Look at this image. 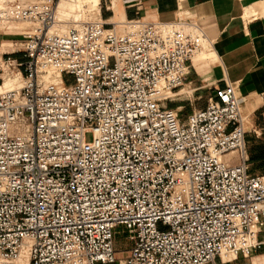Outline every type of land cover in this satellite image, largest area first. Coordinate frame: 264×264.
I'll list each match as a JSON object with an SVG mask.
<instances>
[{"label":"built area","instance_id":"obj_1","mask_svg":"<svg viewBox=\"0 0 264 264\" xmlns=\"http://www.w3.org/2000/svg\"><path fill=\"white\" fill-rule=\"evenodd\" d=\"M58 1L0 0L1 28L24 26L0 56L19 82L0 91V264H114L119 227L130 248L118 264L247 257L264 177L248 173L237 85L184 120L167 107L200 29L100 18L62 30Z\"/></svg>","mask_w":264,"mask_h":264},{"label":"crops","instance_id":"obj_2","mask_svg":"<svg viewBox=\"0 0 264 264\" xmlns=\"http://www.w3.org/2000/svg\"><path fill=\"white\" fill-rule=\"evenodd\" d=\"M104 19L116 14L125 21L140 19L148 22L181 19L195 24L221 66L205 69L192 61L198 79L189 75L186 85L200 80L209 95L224 81L237 85L243 108L251 109L245 120L251 121L256 137L246 141L249 169L252 176L264 177V0H99ZM112 4V8L110 6ZM171 21V22H173ZM211 53V54H212ZM210 71V73H209ZM190 72V74H191ZM241 105V106H242ZM248 122H245V130ZM247 134L249 131H247ZM246 134V138H247ZM248 144V146H247ZM259 245L247 257L235 259L216 257L211 264H264V229L257 235Z\"/></svg>","mask_w":264,"mask_h":264},{"label":"rangeland","instance_id":"obj_3","mask_svg":"<svg viewBox=\"0 0 264 264\" xmlns=\"http://www.w3.org/2000/svg\"><path fill=\"white\" fill-rule=\"evenodd\" d=\"M86 1H90V0H81V5L84 6L85 10H89L90 7H87L88 2ZM94 4L99 3V16H97L96 11L98 10L97 8L94 9L92 12H86L85 15L83 16L85 19L88 20H94V19H102V20H106L103 17V12L107 11L105 7H103V3L99 2V0H91ZM64 1L59 3L60 5H63ZM66 4V3H64ZM80 5V6H81ZM74 11V14H76V11ZM72 10H60V7L58 9V13L57 16L58 18H62L65 15H69V13H71ZM120 19V18H118ZM184 19V18H181ZM173 21V20H171ZM174 22V21H173ZM62 26V25H61ZM24 26L20 25V24H13L12 28L9 30H6L5 28H1L0 25V56L3 53H10L12 51H14L15 49H18L19 47V43L21 42V37L20 34H18L19 30H15V29H22ZM196 32V31H194ZM195 38H197L201 48L195 52V56L198 57V62L200 66L205 67V69H208V64H209V69H213L215 66H218L219 63L217 62V58H211V53L213 52V49L208 46L207 44L205 45H201L202 40L201 37L199 36L198 33H194ZM205 46V47H204ZM213 54V53H212ZM193 55V57H195ZM192 57V58H193ZM218 69L221 73V66H218ZM210 73V71H209ZM191 76L193 75V77L195 79H198V76H196V74H194V72H191L190 74ZM8 82L9 85H11V87H17V85L19 84L18 81H14L13 79V75H11L10 71L6 72V73H1L0 72V86L5 83ZM63 82L66 85L72 84V79L70 77L64 76L63 77ZM204 84V82H201L200 80H198L195 83H192L191 85H185L183 86V91L181 93H178L176 96H174L172 99L173 101L167 104V107L169 109H175L176 107H181L180 112H179V117L181 118V120H184L185 117L191 113V111L193 109H198V108H203L206 105L207 99L211 96L209 95V91L207 88H202L201 86ZM238 90V88H237ZM241 109V113L243 115V117H245V115L247 114V112L251 109V107H248V110L243 108V105L240 107ZM245 121L248 122V124L246 125V130L249 131L247 134V138L246 141H248L249 137H256V134L253 133V127L250 126L251 121L249 119H246ZM86 140L90 141L91 140V135L87 134L86 135ZM248 146V144H247ZM161 229V228H160ZM114 247L116 250V262L114 264H118L120 261H123L127 255H128V249L130 248V242L127 239V235L126 232L124 231V229L122 227H119L116 230V236H115V240H114ZM17 264H25V260L24 259H20Z\"/></svg>","mask_w":264,"mask_h":264},{"label":"bare ground","instance_id":"obj_4","mask_svg":"<svg viewBox=\"0 0 264 264\" xmlns=\"http://www.w3.org/2000/svg\"><path fill=\"white\" fill-rule=\"evenodd\" d=\"M63 1L66 4L63 3V5L59 6V3L63 2ZM86 2H88L87 7H90L89 10H85L84 6L81 5V0H59L57 2V5H56V19H57V21L59 23H62L59 26L60 29L66 30L68 27L76 26L78 23L86 22L87 19H85L83 17L85 15V13L86 12H92L96 8L98 9L96 11V14H97V16H99V3H97V4L95 3L94 4L91 0L90 1H86ZM59 7H60V10L61 9H63V10L66 9V10H72V12L69 13V15H65L64 17L59 19L58 16H57ZM73 10L76 11V14H74ZM113 13H114V17L110 18L108 20V23H123L125 21L124 17H122L121 15H118V13L116 14V8L115 7L113 8ZM118 18H120V19H118ZM11 28H12V26L8 27V29H11ZM194 33H198L199 36L201 37V40H202V42H201L202 44L201 45L202 46L205 45V44H207L208 46L210 45L209 42L205 39V37L203 36V34L200 31H196ZM193 55L195 56V53ZM193 55H192V57H193ZM211 56H212L211 58H215L214 54H211ZM192 57H191V61H193L195 64H197L198 57L197 56H195L193 58ZM11 88H12L11 85H9L8 82H5L3 84V86H0V91L9 90ZM182 91H183V89L179 93H181ZM225 256H226L225 254L221 255V257H225Z\"/></svg>","mask_w":264,"mask_h":264}]
</instances>
